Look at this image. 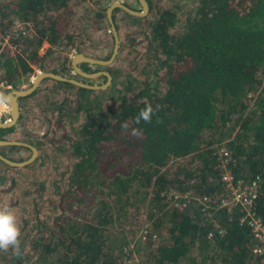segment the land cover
I'll return each instance as SVG.
<instances>
[{
	"label": "trees",
	"instance_id": "16d2710c",
	"mask_svg": "<svg viewBox=\"0 0 264 264\" xmlns=\"http://www.w3.org/2000/svg\"><path fill=\"white\" fill-rule=\"evenodd\" d=\"M69 1L0 0V34L13 18L30 25L7 43L0 37V89L28 85L35 69L86 83L104 81L103 74L71 75L67 54L90 55L87 39L94 28H107L104 10L112 0H91V9L79 15L91 28L87 34L71 15ZM192 1L188 9L178 0H146L144 15L113 7L115 29L123 19L122 26L130 23L125 28L130 34L118 42L108 64L78 63L85 71L107 70L109 84L93 89L48 77L27 94L38 89L45 95L54 89L62 92L49 103L52 122L41 134L46 143L40 135L31 143L37 149L49 145L52 157L67 158L65 184L55 186L54 197L40 198L50 213L48 221L30 194L19 225L21 254L0 252L5 264H124L129 238L136 225L146 223L155 239L136 240L146 248V264H249L257 259L250 252L248 228L238 221L237 206L216 208L192 200L181 210L163 207L162 191L170 187L201 195L221 187L215 161L216 147L223 145L236 176L260 175L254 209L264 221V0ZM121 2L139 9L137 0ZM108 32L109 48L99 58L111 51ZM133 39L144 43L129 61H142L123 67L120 56L137 45ZM149 104L154 110L151 123H134ZM124 122L128 132L121 129ZM132 128L141 135L132 136ZM12 129L0 126V138ZM4 148L26 154L10 155ZM0 153L21 160L29 148L4 144ZM48 153L37 152L21 166L0 160V184L9 182L5 191L18 189L16 173ZM144 198L148 207L140 221L136 209ZM216 226L222 233L207 237ZM162 229L165 235L155 241Z\"/></svg>",
	"mask_w": 264,
	"mask_h": 264
},
{
	"label": "rangeland",
	"instance_id": "374dc122",
	"mask_svg": "<svg viewBox=\"0 0 264 264\" xmlns=\"http://www.w3.org/2000/svg\"><path fill=\"white\" fill-rule=\"evenodd\" d=\"M91 0H70L69 1V5L72 9V13L71 15L74 16V18L81 22L79 23L80 26L83 27L84 33L87 34V32L91 31V28L88 25V21L85 22L83 21V16H79L81 15L83 12H86V9H88V7L91 9L92 5L90 4ZM93 1V0H92ZM117 1H122V0H117ZM179 2L183 3L184 5H187V8H190V5L193 3L192 0H178ZM95 7L94 10H91V12L95 11ZM77 16H79L80 18L78 19ZM116 19L119 18L120 16V12L116 13ZM122 22H124V20H121V24ZM121 24L118 23V31L117 35H119L120 38L119 41H123L124 37H126L127 35L130 34V30H125L126 27H128L130 25V23L126 22L124 26H122ZM134 28V27H132ZM109 25H107V28L105 29H98V28H94L90 33H92V35L90 34L89 39H87V42L89 43V45L91 46L88 50V53L90 55L87 54V56H92L95 58H99V56H102L106 53V51L109 48ZM110 31V30H109ZM111 33V32H110ZM84 34V35H85ZM135 41V43H137V45L132 46L130 49L125 48L124 51L126 52L125 55L120 56V60H121V66L123 67H129L131 64H137V62L135 61H129V59L131 57H133L135 51H141L142 47H141V43L143 44L144 41L141 40H136L133 39ZM44 45H41L38 49L39 51L42 50L43 47L46 46V43H43ZM141 47V48H140ZM71 52H69L67 55L69 56ZM83 53V52H82ZM140 53V52H139ZM85 54V53H83ZM142 54V53H141ZM86 55V54H85ZM139 61H142V59H138ZM138 61L137 66L140 65V62ZM130 62V63H129ZM91 67H97L94 64H91ZM99 68V67H98ZM102 69V68H99ZM41 71V70H39ZM69 73H73L72 70L69 71ZM72 75V74H71ZM94 83H102L100 78H94V80H92ZM41 85V82L39 83ZM37 86V87H40ZM44 85V83H43ZM42 85V86H43ZM27 86V84H24L21 87H25ZM55 90V91H54ZM53 91L49 92L48 94L45 95V93L43 92V98L40 100V102L42 103V106L40 108L36 107V109L33 111L32 108H30V112H31V119L30 121H32L30 124L33 125V127L30 126V124L28 123L27 127L31 129L34 128L33 131H31V133L33 134H38L37 136H41L42 140L44 139L43 136L47 133L48 129H49V122H52L51 118H49L50 116L48 115V110L50 108L49 103L50 101L54 100V99H60L61 97V93L60 91H56V89H54ZM47 108V109H46ZM46 111V112H45ZM34 120V121H33ZM35 122V123H34ZM44 132V135L42 136L41 134ZM36 136V135H33ZM18 139V138H17ZM37 140V139H36ZM45 143L46 141L43 140ZM42 152L44 151V149H46L50 154V156H42L43 159L41 162H36L34 165L31 166H27L22 170H19L16 175L19 178V182L16 183V188L18 189H13L11 188L10 191H5L7 188V185L9 184L8 181H4L3 183L0 184V206H4V205H8L9 207H11L13 209V211L16 213L17 216V223L18 225H20V220H21V216L23 214H27V201L28 199L31 197L30 194H33L34 196H36L37 198V207L39 208L40 212H41V216L45 217L47 216V221L50 218V213L46 214L47 210L44 209L45 206L42 205V203L45 201L43 199L40 198H49V197H54L56 194V185H60V186H64L65 184V178L63 176L66 175V160L67 158L62 156L61 158H55L52 157V154L50 153V146L49 145H42ZM49 148V149H48ZM10 153L14 156H19L22 155V153H20V151H10ZM64 173V175H63ZM25 188H27V190H30L29 193H25L23 190H26ZM39 193H42V196L38 195ZM147 195H145L146 197ZM13 197L17 198V202L16 204H13ZM35 199V200H36ZM146 198L139 200L138 205H137V209H136V213L137 215L139 214V220L143 221V216H141V213H144L145 211H147V207H148V203L146 202ZM49 204V202H48ZM47 204V205H48ZM169 201L165 202V204L163 205L164 208L169 207ZM162 207V208H163ZM28 208H30V206H28ZM44 209V210H43ZM44 211V212H43ZM30 214V211L28 212ZM46 214V215H45ZM137 226V231L134 232L135 234L132 235V237L129 238L128 241V245L125 247V256L123 258V263L124 264H146L149 263V258H148V254L147 258L146 255H144V252L146 250V248L141 245L140 242H136L137 238H139L140 240L144 239L142 237L139 236V230L141 227L144 226V224H140V225H136ZM165 235V230L162 229L161 230V234L158 236V238L155 240H160L162 238V236ZM148 237H150L148 235ZM152 239H155L154 237H150ZM139 243V244H138ZM155 243V242H154ZM156 244V243H155ZM0 264H5L3 261L0 260Z\"/></svg>",
	"mask_w": 264,
	"mask_h": 264
},
{
	"label": "built area",
	"instance_id": "2783aa9c",
	"mask_svg": "<svg viewBox=\"0 0 264 264\" xmlns=\"http://www.w3.org/2000/svg\"><path fill=\"white\" fill-rule=\"evenodd\" d=\"M29 23L19 18H13L9 22L5 31L0 34L1 42L7 43L19 33H24L29 28ZM5 107L6 104L3 103ZM215 167L218 169L217 178L220 188L211 194H195L188 190L178 191L173 187L162 191V195L169 205L181 210L192 200L198 201L201 205L208 206L211 202L214 207L237 206L240 211L239 223L248 228L250 238V252L257 259L249 264H264V221L255 212L254 200L258 195L260 185V175L258 173L250 176H236L230 169L228 161L231 159L227 149L223 145L216 147ZM222 228L216 226L209 229L207 237H212L215 233H222ZM154 237L149 224H144L139 230V236Z\"/></svg>",
	"mask_w": 264,
	"mask_h": 264
},
{
	"label": "water",
	"instance_id": "95a60500",
	"mask_svg": "<svg viewBox=\"0 0 264 264\" xmlns=\"http://www.w3.org/2000/svg\"><path fill=\"white\" fill-rule=\"evenodd\" d=\"M139 4V9H133L128 7L127 5L123 4L120 1L117 0H112L108 3V5L105 7V17L107 20V23L109 25V30L112 35V46H111V51L106 58H95V57H90L82 52H74L70 57H69V64L71 66V69L74 73H77L78 75L82 77H95L99 74H103L105 76V79L102 83L96 84V83H86L81 80H78L74 77H66L58 73H54L51 71H37L32 78L30 79V82L27 86L21 87V88H13V87H8V88H3L0 90V98L1 100L7 105V113L8 117L4 120L0 119V126L1 127H7L12 124H14L19 116V108H18V98L21 96H25L29 94L32 90H34L40 83V81L43 78H53L57 80H64L71 82L75 85L87 87V88H93V89H103L105 88L109 82H110V74L108 73L107 70L105 69H97L94 71H85L81 69L78 65L79 62L85 61L90 64H99V65H105L111 62L113 57L115 56L118 48V36L116 29L114 27V24L112 22L111 18V10L113 7H120L124 11H126L129 14L133 15H144L147 11V2L146 0H137ZM19 144V145H24L29 148L30 153L27 157L21 160H11L5 156H3L0 153V160L3 161L4 163L12 166H21L26 163H29L36 155V148L22 140L18 139H1L0 138V145L2 144Z\"/></svg>",
	"mask_w": 264,
	"mask_h": 264
},
{
	"label": "clouds",
	"instance_id": "9594fccd",
	"mask_svg": "<svg viewBox=\"0 0 264 264\" xmlns=\"http://www.w3.org/2000/svg\"><path fill=\"white\" fill-rule=\"evenodd\" d=\"M73 53L71 52L69 57ZM37 71H39V69H37ZM36 72H34V74ZM34 74L30 75L29 79H31ZM3 87L8 88L11 86L4 85ZM18 88H20V87H18ZM6 108H8V107H6ZM153 114H154L153 107L150 104L146 105L134 117V123L140 124L141 121H143L144 123H151ZM2 120H4V119H2ZM121 129L124 132H128L129 124L127 122L122 123ZM130 134L134 137H139L141 135V132L137 128H132ZM20 234L21 233H20L19 225L17 223L16 213L8 205L0 206V252L7 253L9 251V249H11L15 255L19 256L21 254Z\"/></svg>",
	"mask_w": 264,
	"mask_h": 264
},
{
	"label": "crops",
	"instance_id": "0c3cea01",
	"mask_svg": "<svg viewBox=\"0 0 264 264\" xmlns=\"http://www.w3.org/2000/svg\"><path fill=\"white\" fill-rule=\"evenodd\" d=\"M42 45H44V44H42ZM36 71H37V69H35V72ZM40 82H41V85L40 84L39 85H40V87H42V85H43L42 80ZM22 85H24V84H21V86ZM40 87H37V88H40ZM3 88L4 87L2 86L1 89H3ZM41 97L43 98V94L40 91V89H38V91L35 94L25 95V96H21L20 98H18V108H19L18 119L14 124H12L13 125L12 131L10 133L6 134L3 139H17L18 138V140L26 141L30 144H32L31 143L32 141H37L36 139H39L40 136H37L38 134L31 133V131H33L34 128L31 129V127H33V125H31L32 121H30L31 115H32L30 112L31 111L30 108H32L33 111H34V109L38 110V109H36V107L40 108L42 106V103L40 102V100L42 99ZM7 117H8L7 108L3 105V101L0 98V119L1 120L6 119ZM28 123L31 126L30 128L27 127ZM33 135H36V136H33ZM2 145H4V144H2ZM41 146L42 145L39 144L38 149L34 146L37 150L36 154H37V152L41 153V151H42ZM3 151L5 153L7 152L8 154L12 155L10 153V151H8L6 148H4ZM18 151H20V153H22V155L26 154L25 150L21 149ZM29 153H30V150H29Z\"/></svg>",
	"mask_w": 264,
	"mask_h": 264
},
{
	"label": "flooded vegetation",
	"instance_id": "af4514ba",
	"mask_svg": "<svg viewBox=\"0 0 264 264\" xmlns=\"http://www.w3.org/2000/svg\"><path fill=\"white\" fill-rule=\"evenodd\" d=\"M28 155H29V154H28ZM28 155H27V156H28Z\"/></svg>",
	"mask_w": 264,
	"mask_h": 264
}]
</instances>
